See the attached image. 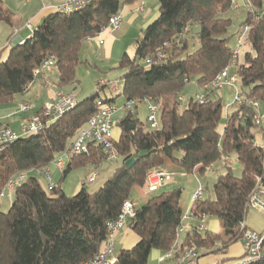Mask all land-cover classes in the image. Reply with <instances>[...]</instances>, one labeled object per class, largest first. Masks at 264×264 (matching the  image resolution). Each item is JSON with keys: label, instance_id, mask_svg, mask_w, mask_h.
<instances>
[{"label": "trees", "instance_id": "obj_1", "mask_svg": "<svg viewBox=\"0 0 264 264\" xmlns=\"http://www.w3.org/2000/svg\"><path fill=\"white\" fill-rule=\"evenodd\" d=\"M135 1L90 0L72 13L53 10L22 44L1 48L0 52L8 53L0 60V104L26 93L33 71L49 57L58 74L56 87L74 92L79 84L76 70L82 64V44ZM248 1L252 8L264 9V0ZM157 2L158 16L141 30L133 57L124 53L116 67L122 73L120 96L124 104L135 101L134 111L123 113L118 123L120 135L114 146L122 163L98 190L89 193L83 183L75 195L67 196L61 187L72 170L96 169L107 159L98 146H90L87 155L72 158L50 192L29 173L45 168L65 149L97 111V101L114 104V98H101L94 92L39 133L20 137L0 149V191L12 176L27 174L26 181L15 189L8 210L0 209V264H81L90 260L105 240L108 224L130 200L131 190L142 187L146 174L163 169L166 160L185 174H203L225 158L238 162L240 176L233 174L230 163H222L223 172L213 184V198L192 204L194 223L185 232L183 246L194 245L199 253L216 246L219 252L240 241V224L246 218L250 193L256 177L264 174V148L255 143V130L260 126L253 119L255 108L248 104L240 105L225 119L221 97L211 96L218 90L205 85L229 67L238 77L240 94L264 109V17L255 20L247 11L238 32L243 25L250 27L248 49L239 60L230 45L232 22L225 16L231 9L230 0ZM12 19L13 13L0 0V22L12 26ZM154 54V60L147 62ZM190 84L200 89L204 102L197 101L193 93L185 97L181 107L179 97ZM147 98L158 104L156 129L137 117L136 107L145 106ZM140 152L146 155L139 157ZM132 157L135 163L126 168L125 161ZM181 195L178 188L162 190L136 208L127 227L138 242L130 249L117 248L115 264H147L153 249L162 253L170 249L185 213ZM202 215L218 219L221 232L198 231L195 219ZM262 251L253 264H264V239Z\"/></svg>", "mask_w": 264, "mask_h": 264}, {"label": "built area", "instance_id": "obj_2", "mask_svg": "<svg viewBox=\"0 0 264 264\" xmlns=\"http://www.w3.org/2000/svg\"><path fill=\"white\" fill-rule=\"evenodd\" d=\"M90 0H64V2L55 7V10L60 13H72L80 10L84 5L89 3ZM230 7L233 10H237L240 7L246 8V11L254 15L255 20H259L264 17V10L252 8L248 0H230ZM137 10L140 13L144 12L143 3H141ZM30 28L29 25H27ZM122 27V15L121 13L114 15L109 18L108 23L103 27L100 33L91 38H87L85 42L94 41L97 47H101L104 44L106 35H111L118 32ZM188 27L185 28V32L188 31ZM250 27L243 25L237 34L235 47L233 54H238L248 44V31ZM17 28H13L11 37L7 40L6 46H14L16 44H22L24 40L15 38ZM264 47V40H263ZM155 54L147 60L151 62L154 60ZM54 70V60L49 57L39 67L33 71V80L26 85L28 90L33 83L40 77ZM238 77L234 73H230L229 67L224 68L219 72L214 79L205 85V88L214 90L227 89L230 93L231 100L224 108V118L226 119L231 112L236 110L242 104H248L255 108L256 114L253 119L256 125H261L264 122V109L260 108V105L252 100L244 98L238 89L237 85ZM106 84H104L105 86ZM118 87L112 86V92H117ZM195 99L200 103L204 102V95L199 92L194 95ZM180 106L183 107L185 103V97L182 95L179 97ZM145 108L148 112L146 122L151 129L158 127L157 113L158 104L151 98L144 99ZM135 101L126 102L122 106H116L113 103H103L102 101L96 102L97 111L92 114L86 125L80 129L77 135L71 140V142L65 147V149L55 156L51 163L42 168L38 172L45 176L46 184L43 189L46 192H50L56 186L51 178L49 166L52 165L54 169L62 173L67 163L74 157L87 155L90 150V146L101 147L105 153L107 159L116 160L119 157L118 151L114 146V139L112 136V117L115 113L121 111L126 113L127 111H134ZM77 105V99L74 92H64L58 90L53 99L45 103L37 114H30L27 116L21 126L20 133L13 131L6 124L0 125V149L9 143L17 140L20 137L35 135L43 130L44 127L55 122L61 116L68 111L72 110ZM32 105L22 104L19 107L20 113H27L31 111ZM228 110V111H227ZM224 164L228 163V158L223 160ZM209 169V168H207ZM206 169V170H207ZM27 179L26 173H19L12 176L3 189L0 191V198L7 196L9 199L13 198L14 191L17 187L22 185ZM96 179L95 173H91L87 177L88 183H93ZM173 179V173L161 168H155L150 170L145 177L144 184L142 186L144 194L157 193L162 191ZM204 193V187L199 185L194 191L190 205L187 207L185 213L181 218V224L178 226L170 249L162 253L160 262L172 260L174 264H191L199 258V251L194 245L183 246V234L185 233V227L183 222L186 220H194L192 215V204L202 199ZM137 203L132 200H127L123 203L121 212L117 219L108 224V233L105 240L101 243L98 252L88 261L81 264H115L116 261V244L115 235L116 233L127 227L128 221L134 217ZM253 208L255 210L264 213V174L256 177L254 188L252 189L249 200L248 209ZM206 216L202 215L200 218L195 219L197 224L195 228L198 231L204 230V221ZM240 228L243 230L240 243L242 245L241 256L233 262L228 264H253L254 261L258 260L262 254V242L264 239V232L257 233L246 226V222L243 221L240 224Z\"/></svg>", "mask_w": 264, "mask_h": 264}, {"label": "rangeland", "instance_id": "obj_3", "mask_svg": "<svg viewBox=\"0 0 264 264\" xmlns=\"http://www.w3.org/2000/svg\"><path fill=\"white\" fill-rule=\"evenodd\" d=\"M2 1L4 2V0ZM10 2H11L10 5L12 6V10L10 11L13 13V17L14 16L18 17L19 14L17 12L22 14V12L27 9L23 7L27 3L29 4V6L31 5L37 6V5H40L41 3L40 0H28V2H25L24 0H10ZM6 4L7 3L4 2L5 6ZM156 6L158 7L157 0H149V3L145 5V9L146 10L150 9L153 12L154 7ZM234 11L235 10L230 9L225 15L226 17L230 18L232 22L231 27L229 29V33L233 35L230 41V45L233 49L235 47V43L237 39V35L236 34L234 35V33L237 31L241 23L245 20V16L243 12L241 11L234 12ZM157 16L158 14L150 15V17L144 19L143 14H138L137 20L133 23L131 27L127 25L126 26L122 25L121 29L114 34V39L112 42V49L110 52V56L108 57H105L103 55V52L101 51H100V55H97L96 45L94 43L84 42L82 44L80 53H79L82 64H80L76 70V79L79 81V84L74 90V95L76 96L77 101H81L87 96H89L90 94H93L94 92H98L101 98H107V99L114 98L116 106L120 107L124 104V99L122 96H120V93L123 88V82L120 79V77H118L120 76L121 72L119 70H116L118 61L124 53H126L130 57H133L135 42L141 36V30H142L140 29L141 21L147 22L149 20L147 23L148 25ZM8 29L9 27L7 26V24L0 22V48H3L6 45V36H7ZM24 34L22 35L23 36L22 39L25 40ZM244 49L245 50L248 49L247 45L238 53L239 60H242V54L245 51ZM231 70H234L233 65L231 67ZM103 84H106V85L104 86ZM112 86H117L118 91L111 92ZM36 87L37 85H34L31 88L30 92L34 93ZM62 91L68 92L69 90H62ZM196 91H198L197 87L194 86L193 84H190L182 91V95L186 97L190 94H193V93L195 94ZM226 92H228V90H222L221 92L214 91L211 94V96L213 98L221 97L222 105L224 107L226 104V98L229 94ZM147 115H148V112L145 106L143 104H138L137 117L139 118V120L141 122H145ZM123 116H124L123 113L119 111L115 113L112 117V120H113L112 136H113V139L115 140H117L119 137L120 128H119L118 123L123 118ZM17 133H20V131ZM258 135L261 136V138H263L261 139L262 140L261 142L264 147V129L262 130V128H257L255 130V137ZM165 162L166 164L170 163L171 165L169 164L168 166L172 167L174 170L178 172L179 168L177 169V167L171 161L166 160ZM121 163H122V160L120 157H118L116 160L108 158V159H104L95 170H93L94 168L92 166L76 168L72 170L66 176V178L61 182L62 190L67 196H73L82 188L81 183L84 182L85 187H87V191L89 193H93L102 186L105 180L114 172L115 168L118 167ZM230 166L232 167L233 174L235 176L238 177L241 175L240 165L233 157L230 158ZM49 169L51 170L50 175L54 183L59 182L61 178V173L58 170L54 169L52 165L49 166ZM212 169L213 171L204 172L203 174H199V173L185 174L184 173L181 175L178 173L176 175L175 180L178 183V187H176L175 189L178 188V189H181L182 191V195L180 198V206L182 210H184L185 207H187V205L189 204L190 196L197 188L198 182L204 188H206L204 190L205 191L204 198H210V199L213 198L214 196L213 190H212L213 184L216 181L218 175L222 173L221 162L215 163ZM91 170H93L96 175V181L94 183L87 182V176H88L87 174ZM29 174L30 176L35 177L37 181L40 183V185L44 187V185L46 184V181H45V176L43 174L37 171L30 172ZM157 193L144 194V190L142 187L135 186L131 190L130 196L132 198H135L139 202V204H144L150 197L156 195ZM11 202H12V199H9L7 196L0 198L1 211L6 212ZM250 211H258V210L249 208L247 213H249ZM213 219L219 222L220 230H221L220 221L216 218H213ZM124 228H127V227L125 226ZM255 232L262 234L264 230L260 232L259 231H255ZM231 249H233V247Z\"/></svg>", "mask_w": 264, "mask_h": 264}, {"label": "crops", "instance_id": "obj_4", "mask_svg": "<svg viewBox=\"0 0 264 264\" xmlns=\"http://www.w3.org/2000/svg\"><path fill=\"white\" fill-rule=\"evenodd\" d=\"M24 1L28 2V0H24ZM4 2L7 3L6 6L4 5ZM4 2L2 1L3 7L8 9V10H12V6L10 5L11 4L10 0H4ZM40 2H41L40 5H37V6H35V5L29 6V4L27 3L26 5L23 6L24 8H27V9L24 10L22 12V14L17 12L19 15H18V17H16V16L13 17L12 26L7 25L9 27V29L7 31L6 43H7L8 37L12 33L13 28H17V33H16L14 39L17 37L22 39L23 38L22 35L24 33H25L24 34L25 39L28 38L31 35L32 30L36 27V25L40 22V20L44 16H46L47 14H49L50 12L55 10V7L61 5L64 2V0H40ZM141 3H143V7H144L143 13H140L137 10V6ZM147 3H149V0H136L133 4L124 6L122 11H121L122 25L123 26L127 25V26L131 27L133 25V23L137 20L138 14H143L144 19L150 17V15H157L158 14V7L157 6L154 7L153 12L150 9L146 10L145 5ZM239 11L243 12L244 16L246 17V14H247L246 8L240 7L239 9L235 10L234 12H239ZM152 17H154V16H152ZM152 17H151V19H152ZM148 21L147 22L141 21L140 29H143L144 27H146ZM27 25H29L30 28H28ZM238 30H239V28L237 29L236 32H238ZM114 34L106 35L105 39H104V44L99 48L97 47V45L94 41L88 42V43H94L96 45V54L97 55H100V51H101V52H103V55L105 57H108V56H110V52L112 49V42L114 39ZM22 40H24V39H22ZM7 53H8V51L0 52V60L4 59L7 56ZM121 74L122 73H120V76H121ZM120 76H118V77H120ZM57 77H58L57 71L53 70L52 73L43 75L42 77H39L33 83V85L28 89V91L26 93L21 94V95H16L14 97V100L11 103L0 104V125L6 124L13 131L19 132L20 126H21L23 120L27 116H29L32 113L39 111L42 108L44 103H47L53 99L55 93L59 90V88L56 87ZM54 79H56V80H54ZM34 85H37V87H36L34 93L33 92L31 93L30 92L31 88ZM197 89H198V91H196V93H198L200 90L199 88H197ZM61 90H68V88H64ZM226 93H229V91ZM230 100H231V96L229 93L227 98H226V104H225L224 108L227 106V104L230 102ZM22 104H31L32 105L31 111H29L27 113H20L18 109H19L20 105H22ZM136 110H137V107H136ZM223 115H224V109H223ZM260 128H262V130L264 129V122L260 125ZM261 139H263V138H261V136H259V135L256 136L255 137V143L257 146H261L262 148H264L263 144L261 142L262 141ZM222 163H223V161L221 162V164ZM228 163H230V160H228ZM169 164H166V162H165L164 165L162 166V168L164 170L172 172L173 173V179L163 190H171V189H175L176 187H178V183L176 182L175 177L178 173L181 175L184 174L178 168H177L178 169V172H177L172 167L168 166ZM212 168H213V166H211L205 172L213 171ZM93 170H95V169H93ZM93 170L89 171V173L87 175L89 176L91 173H94ZM222 172H223V169H222ZM193 174H197V172H195ZM95 181H96V179H95ZM83 183L84 182L81 183V187H82ZM199 185H201V184L198 182V186ZM198 186H197V188H198ZM205 189L206 188H204V190ZM193 193L190 196L189 204L187 205V207L191 203ZM202 198H204V193H203ZM130 200L136 202L137 207L142 205V204H139V202L135 198H132L131 196H130ZM187 207H185V209L183 211H186ZM246 215H247V217L245 218L246 219L245 222H246V226L249 229H251L253 231H259V232L264 230V213H262L261 211H250ZM207 218H206L207 220H205V222H204V230L210 231V232L215 233V234L221 232L219 222L217 220H214L213 217H207ZM193 223H194L193 221H189V220H186L183 222V225H184L185 230H186L185 232L190 231L191 225ZM184 235H185V233L183 234L182 238H184ZM137 242H138V237L128 227L119 230L115 235L116 249L117 248L118 249H130ZM232 247H233V249H231ZM215 249H216V246H213L209 249L200 250L199 259L192 262L191 264H228L230 262L236 261L241 256V253H242V245H241L240 241L230 245L228 248L223 249L219 252L215 251ZM161 256H162L161 250L153 249L149 254L147 264H174V261H172V260L160 262Z\"/></svg>", "mask_w": 264, "mask_h": 264}, {"label": "water", "instance_id": "obj_5", "mask_svg": "<svg viewBox=\"0 0 264 264\" xmlns=\"http://www.w3.org/2000/svg\"><path fill=\"white\" fill-rule=\"evenodd\" d=\"M144 155H146L145 152H140L138 154L139 157H143ZM135 159H136L135 157H132V158L128 159L127 161H125V163H124L125 167L126 168H131L132 165L135 163ZM84 189H87V188L85 187Z\"/></svg>", "mask_w": 264, "mask_h": 264}]
</instances>
